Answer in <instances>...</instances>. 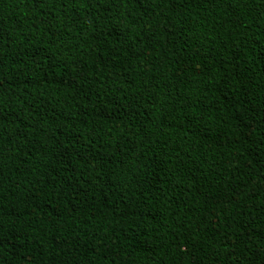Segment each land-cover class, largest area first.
I'll use <instances>...</instances> for the list:
<instances>
[{
    "label": "trees",
    "instance_id": "obj_1",
    "mask_svg": "<svg viewBox=\"0 0 264 264\" xmlns=\"http://www.w3.org/2000/svg\"><path fill=\"white\" fill-rule=\"evenodd\" d=\"M0 264H264V0H0Z\"/></svg>",
    "mask_w": 264,
    "mask_h": 264
}]
</instances>
